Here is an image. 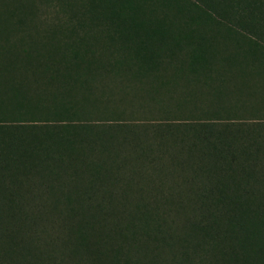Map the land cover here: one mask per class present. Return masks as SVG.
<instances>
[{
	"label": "trees",
	"instance_id": "1",
	"mask_svg": "<svg viewBox=\"0 0 264 264\" xmlns=\"http://www.w3.org/2000/svg\"><path fill=\"white\" fill-rule=\"evenodd\" d=\"M61 2L110 45L9 44L25 8L0 18V264H264V0ZM124 71L199 89L157 124L82 122Z\"/></svg>",
	"mask_w": 264,
	"mask_h": 264
},
{
	"label": "rangeland",
	"instance_id": "2",
	"mask_svg": "<svg viewBox=\"0 0 264 264\" xmlns=\"http://www.w3.org/2000/svg\"><path fill=\"white\" fill-rule=\"evenodd\" d=\"M13 4H17V7L18 4H22L25 8L26 16L28 17V31L22 32L23 29H18L15 34L10 32L7 36V42L9 44L16 42L17 45H19L18 39L26 37L24 40H27V42L25 41L23 45L28 43L27 45L32 46L40 44L46 39L44 38L42 40V38H40L42 34L43 37L47 34L49 40L53 39V34L55 33V37L62 40V42H64L62 44L64 45H70L72 42L78 41L82 37L84 39L81 43L87 42L89 43L88 45L92 43L99 49L101 46L105 47V45H110L108 38L103 36L100 32L101 28L95 26V24L82 27L77 25L79 20L74 18L71 12L62 8L64 3H62L61 0H0V18H4L6 8L11 7ZM7 42L4 40L3 34L1 33L0 45L6 46L8 44ZM216 47L221 53H224L226 51H232L235 46L232 42L223 43V41H221ZM101 62L108 63L105 59H102ZM221 62L222 61H216L215 64L220 67L227 65V63L222 64ZM131 69L133 71L134 67L132 66ZM132 71H124L119 75H115L116 73L102 74L96 76L89 82L87 85L91 88L89 97L92 104L84 105V107L79 110L81 121L87 124L89 121L93 125L119 124L114 126L117 128L124 125L132 126L143 123L157 124L175 113L173 112V104L176 98L177 100H181L184 97V92H192V90L199 89L195 84L184 86L183 82L179 81L168 88L169 92L168 90L159 89V93L155 94L156 92L152 88L157 84V81L152 78L153 76L148 75L146 77H141L139 74H133ZM171 72L172 71H166L165 77H171ZM12 76L16 80L17 77L19 78L22 75L18 76L14 72ZM26 76L31 77L28 74ZM161 76L160 73V77ZM166 80L168 79H164V81ZM259 81L260 80L256 77H253L250 78L248 82L242 85L239 83L237 86L241 85L240 89L242 92H245L247 87L248 89L251 87H260L262 82ZM15 82L30 88L40 87L43 83L41 81L21 83L19 79ZM8 84L9 83H7V85ZM5 87V83L1 81L0 92H2ZM168 95H171V97H168ZM258 95L259 94L255 97ZM251 102H254V98ZM190 109L191 106L185 107L182 116L192 115L188 112ZM241 111L242 110L237 111V113L234 114H241ZM178 115L179 113H176L174 116ZM256 115H258V113ZM117 187L114 189L118 190ZM130 188H134V183Z\"/></svg>",
	"mask_w": 264,
	"mask_h": 264
}]
</instances>
